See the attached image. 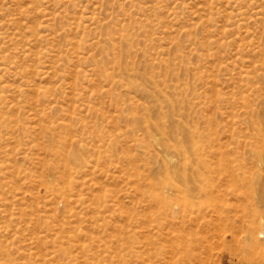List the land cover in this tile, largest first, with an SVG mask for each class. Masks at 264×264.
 <instances>
[{"label":"rangeland","instance_id":"374dc122","mask_svg":"<svg viewBox=\"0 0 264 264\" xmlns=\"http://www.w3.org/2000/svg\"><path fill=\"white\" fill-rule=\"evenodd\" d=\"M263 250L264 0H0V264Z\"/></svg>","mask_w":264,"mask_h":264},{"label":"bare ground","instance_id":"6f19581e","mask_svg":"<svg viewBox=\"0 0 264 264\" xmlns=\"http://www.w3.org/2000/svg\"><path fill=\"white\" fill-rule=\"evenodd\" d=\"M211 204V203H210ZM216 211V210H215ZM219 212V211H217ZM218 214V213H216ZM218 218V217H217ZM215 219V217H214ZM219 220V219H218ZM225 220V218H224ZM221 222V220H220ZM256 225V224H255ZM257 228V227H255ZM258 229V228H257ZM257 231V230H256ZM256 231L254 230V228L250 229V232H249V242L250 244H252V247L255 248L258 245V241H257V238L255 236L256 234ZM208 254V253H207ZM241 254V253H239ZM204 255V254H203ZM205 256V255H204ZM193 259V258H192ZM237 259V257H236ZM240 259V258H239ZM194 260V259H193ZM216 260V258H215ZM218 261V260H217ZM242 261H243V264H264V250L262 251V253H245L244 254V257L242 258ZM241 261V262H242ZM193 262V261H192ZM195 262V261H194ZM172 263H174L172 261ZM221 263V262H220ZM200 264H213V260L211 258V256L209 255H206L204 258L200 259ZM217 264V263H216Z\"/></svg>","mask_w":264,"mask_h":264}]
</instances>
